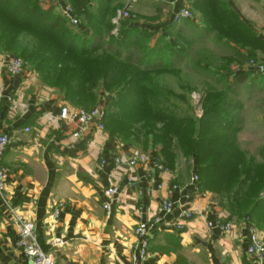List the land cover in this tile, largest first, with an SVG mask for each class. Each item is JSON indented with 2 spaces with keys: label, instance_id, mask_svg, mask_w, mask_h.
I'll use <instances>...</instances> for the list:
<instances>
[{
  "label": "crops",
  "instance_id": "1",
  "mask_svg": "<svg viewBox=\"0 0 264 264\" xmlns=\"http://www.w3.org/2000/svg\"><path fill=\"white\" fill-rule=\"evenodd\" d=\"M131 1L132 10L142 19L135 25L166 36L172 34L170 38L196 47L199 55L203 51L229 53L226 58H215L210 63L202 60L210 71L224 70L229 74L228 69L233 68L230 65L239 60L238 50L245 51L219 40L215 31H208L194 7L193 18L173 22L179 3L190 6L192 0ZM225 1L253 29L256 37L264 40V18L252 16L253 12L255 16L257 13L252 6L260 3L264 8V0ZM146 7L153 10L147 15L149 21L142 18L146 17ZM164 10L168 14L159 24L152 25L153 15L160 16ZM188 22L194 30L178 27ZM255 52L259 54L260 50ZM8 58V53L0 50V130L9 139L1 158L8 178L0 197V264H29L16 247L18 233L10 207H16L33 223L41 247L52 255L55 264H132L136 243L134 227L152 219L166 198L179 206H191L193 216L182 229L176 230L173 226L179 209L176 207L164 221L156 224L149 235L147 253L139 264H256L246 253L243 225L237 222L227 232L207 226L209 221L227 220L233 215L218 195L201 188L196 190L198 183L194 186L191 182V177L196 175L193 157L179 156L173 167L163 164L165 170L148 171L147 165H116L115 157L128 158L139 148L123 142L116 134L95 128L74 139L71 133L76 129V122L60 117L64 106L71 108L30 67L24 66L19 74L11 75L7 70ZM241 98L239 93L238 103L246 102ZM102 99L100 106H107L110 97ZM243 108L247 106L243 104ZM196 115L201 116L200 110ZM241 116L239 142L245 140L249 128ZM252 131L251 138L257 132ZM142 151L153 154L151 148ZM173 185L177 187L168 192ZM110 186H115L117 193L106 211L103 204L108 199L104 192ZM58 202L63 206L54 220L51 213ZM257 229L264 238V229Z\"/></svg>",
  "mask_w": 264,
  "mask_h": 264
},
{
  "label": "trees",
  "instance_id": "2",
  "mask_svg": "<svg viewBox=\"0 0 264 264\" xmlns=\"http://www.w3.org/2000/svg\"><path fill=\"white\" fill-rule=\"evenodd\" d=\"M44 1L0 0V50L20 58L64 103L74 106L69 110L79 109L75 106L82 104L83 93H108L102 130L141 150L151 148L153 159L168 167L179 156L193 157L198 188L218 195L230 215L248 218L264 229V200L250 203L230 191V184L255 186V193L264 188V180L253 181L257 165L239 147L237 112L242 106L231 99L253 69L230 78L226 71L208 70L199 60L190 64L189 44L135 24L119 31L124 19L113 34L112 18L126 0H64L79 20L77 29ZM189 5L219 40L243 48L253 58L256 50L264 51V40L256 37L225 0H192ZM132 16L129 12L127 18ZM237 55V62H243L241 54ZM200 71L220 76L225 87L218 90L208 84L198 117L191 98L195 83L182 80L181 74L199 79ZM170 74L177 77L175 85L164 79ZM227 171L228 179L218 185Z\"/></svg>",
  "mask_w": 264,
  "mask_h": 264
},
{
  "label": "built area",
  "instance_id": "3",
  "mask_svg": "<svg viewBox=\"0 0 264 264\" xmlns=\"http://www.w3.org/2000/svg\"><path fill=\"white\" fill-rule=\"evenodd\" d=\"M153 1L158 2L162 0ZM49 3L55 7L57 12H59L66 20H68V23L71 27L77 28L79 26V20L75 16L71 4L65 2L64 0H49ZM128 16L129 13L125 8L116 12L112 18V23L115 26L113 29L114 32L117 31L119 21L127 18ZM184 18H193V13L187 6H183L180 2L177 9L173 13L172 20L173 22L178 23ZM23 65L24 62L17 57L9 56L7 60V70L11 75L19 74L24 67ZM248 66L250 67L248 69H253L254 73L264 75V63H258L255 60L250 59ZM104 115L105 107L100 105L92 109L79 108L74 110H69L68 108L63 107L60 113L61 118L76 122V129L71 133V136L74 139L80 138L84 132L90 128L102 130L104 127ZM24 131L28 132V129H24ZM8 141L9 139L7 134L0 131V197H3L6 181L8 178V171L1 164V158L6 150ZM114 163L116 165L125 164L128 167L150 164L148 171L154 168L165 170V166L159 163L157 159H153L152 155H149L140 149L133 150L128 158H122L120 156L115 157ZM197 180V175H193L191 177V182L194 183V186H197ZM176 187V185L171 186L168 192H171ZM196 190L199 191L198 187H196ZM116 193L117 188L115 186H110L105 189L104 194L108 200H105L103 208L106 211H108L110 207L109 201L114 199ZM62 206L63 203L58 202L52 210L51 217L54 220L58 219ZM176 207L179 209L177 215L174 217L173 226L176 230H180L185 225V222L192 218L194 212L191 206H179L177 202L171 200L170 198H166L161 202L156 215L152 219L147 222H139L136 224L133 229L136 236V243L134 244L132 250V264H139L140 259L145 257L149 244V235L152 228L156 224L164 221L165 217L172 214ZM10 212L12 215V223L17 227L18 236L16 247L21 251L26 261L29 264H55L52 255L41 247L35 233L33 223L24 217V215L19 212L16 207H10ZM237 222L245 227L247 242L246 253L253 259V261H255L256 264H261V262L264 261V238L260 237L257 227L250 223L248 218L239 219L236 216H232L227 220L220 219L213 222L209 221L207 222V226L218 228L223 232H227L233 229V226H235Z\"/></svg>",
  "mask_w": 264,
  "mask_h": 264
},
{
  "label": "rangeland",
  "instance_id": "4",
  "mask_svg": "<svg viewBox=\"0 0 264 264\" xmlns=\"http://www.w3.org/2000/svg\"><path fill=\"white\" fill-rule=\"evenodd\" d=\"M47 4H49V0H45ZM132 1L131 0H126L122 7L119 8L120 10L122 8H126L128 10V13L130 12L131 14H133V16L131 18H125L124 20H122L119 23V31H121V27H124L125 25H133L136 24L138 22V20H142L139 18L138 14L135 13L132 10ZM188 6V5H187ZM262 5L260 3L254 4L252 6V9H256L257 13L256 16L254 14V12L252 13L253 18L257 17L258 19L260 18H264V8L261 7ZM188 8L191 11V7L188 6ZM150 11L153 10H148V8L146 7V10H144V15H146V17H142L148 20V13H150ZM193 13V11H191ZM168 11L164 10L162 12V14L160 16H155L153 15V20H150V22H152L151 24H159L161 21V18L164 15H167ZM149 21V20H148ZM147 22V21H146ZM190 22L188 23H182L180 24L178 27L180 28H184L185 26L186 29H192L194 30V28L190 27ZM77 29V28H74ZM113 34L116 33L113 30L111 31ZM223 49V48H220ZM235 49H243V48H239L236 47ZM186 52L189 54V62L191 64V62H195L197 60H199L202 64L203 63L202 60H209V63L211 61H215V58L217 59H223L226 58L228 54L226 53H216V54H212V53H208L203 51L201 55H199L197 53V49L196 47H192L189 49H186ZM245 53V54H244ZM244 53H236V54H241V59H244L243 62L241 63H232L230 66H232V69H228L229 70V75H233L236 73H240L243 70H246L248 68H250L248 66V62L250 58L253 57H249L246 54V50L244 51ZM256 58H253L252 60H255L258 63H264V51H260L259 54H256ZM220 65V64H219ZM189 66V65H188ZM221 66V65H220ZM222 73L224 72V70H221ZM185 74H181V79L187 82H191V83H195V90H193L191 92V98L192 99V103L195 106V110H200V113H202V109L200 106V101L202 98V94L203 92L206 90V87L209 85H211L212 87L214 86L216 89L218 90H222V88L225 87V83L223 80H221L219 77L220 76H212L210 74H208L207 72H201L200 71V78H194L192 75L184 72ZM249 76L246 78V80L243 83H240L238 85V89H237V95L236 96H232L231 99L233 101H238L236 100V97L239 98V93L241 94L242 98L241 99H245L246 102H239V104L242 106L241 109L237 112L238 116H241L242 114V118H244V123L249 126V128L247 129L248 134L244 135V141L241 140V142H239V147L244 151L246 157L249 160H252L257 167L254 168V174H253V181H262L264 180V127L262 125H264V120H262V117H264V79H262L261 77H258L257 75H255L254 73H249ZM175 79L177 80V77L174 76ZM255 77H257V79H254ZM261 78V79H260ZM165 80H169V82L171 83V85H175V79L172 78V75H167L164 77ZM261 80V81H260ZM230 83V82H229ZM231 84V83H230ZM98 91V90H97ZM95 91V93L92 96H87L86 94H82V98L83 102L81 105L79 106H75V108H87V109H92L94 107H97L98 105L101 104L100 100H103L102 97H104L106 94L108 93H104V92H97ZM69 107H74L72 105H70L69 103L65 102ZM243 104L247 106V108H243ZM107 105V104H106ZM244 109V110H243ZM241 113V114H239ZM252 129H254L256 132L255 135H253V137L251 138V134H253L254 132L252 131ZM251 130V131H250ZM246 131V132H247ZM241 134V133H239ZM241 137V135H238V137ZM243 147V148H242ZM140 148V147H138ZM246 149V150H245ZM181 157V156H180ZM184 158V157H182ZM178 161V160H177ZM227 173L223 176L222 179H219V184L218 185H222L224 184V180H227ZM230 191L231 193H238L239 195L242 196L243 199H246L248 202L250 203H254V201L256 199L261 198L262 200H264V188L259 189V191L257 193H255V186H252L251 188H247L244 184H230ZM211 193V191H209ZM226 202V201H225ZM264 205V204H262ZM241 208V207H240ZM258 231H260L258 229Z\"/></svg>",
  "mask_w": 264,
  "mask_h": 264
}]
</instances>
